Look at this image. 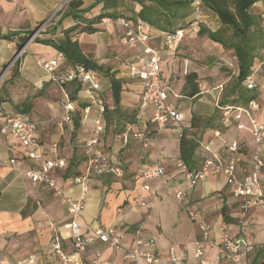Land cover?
<instances>
[{
  "label": "crops",
  "instance_id": "1",
  "mask_svg": "<svg viewBox=\"0 0 264 264\" xmlns=\"http://www.w3.org/2000/svg\"><path fill=\"white\" fill-rule=\"evenodd\" d=\"M78 1L81 2V6L77 9L81 12L79 14L80 22L70 15L68 4H64L58 11L63 0H0V72L15 57L17 39L25 36L28 32L42 27L35 40H54L62 37L63 32L69 28L76 26L78 32L98 16L105 14L103 11L105 0ZM128 1L130 3V0H118L119 6L116 10L123 13L124 17H127L131 11L137 13L140 10V7L135 3H133L135 7L131 10ZM255 7H261L264 18V2L257 3ZM91 25L98 32L78 34L76 38L84 53L90 54L97 64L110 68V56L117 51L115 46L120 43L123 31L118 26L107 28L99 23ZM12 33H17L18 37L5 39V36ZM188 37L195 36L188 35L185 38ZM158 41L159 39L156 40V42ZM156 42H153L152 45L155 46ZM182 43L183 41L173 53L165 50L160 51L161 78H164V86L169 90L166 103L182 114V124L168 123L164 130H157L155 126L151 125L149 126L150 144L147 147H143L139 141L132 139L126 147H122L121 141L107 138L106 124L104 123L105 130L102 134L100 147L110 156H119L123 175L122 177L104 175L101 178H96L89 173L87 159L86 161L81 159V154L84 153L81 146L92 136L96 113L84 112L80 130L72 138L70 137L71 126L64 124L61 119L65 113L64 105L69 100L66 90L72 83L67 84V87H59L49 82L48 75L38 62L41 59L48 61L56 58L57 52L40 43L28 44L20 58L16 72L8 78L9 88H3L4 92L1 96L4 97V100L1 101L0 107L11 114H23L27 119L38 123L36 137L40 146L44 147L43 159L53 157L52 146L54 144L57 146L56 155L64 160L65 166L52 170L50 175L56 179L62 194L55 193L44 184H32L25 177L24 169L16 170L3 165L1 161L6 158H21L24 150L9 138L1 139V258L14 262L34 254L36 255L35 264H61L57 255L52 251L51 245L54 238L58 237L62 251L66 255H70V232L64 227L73 221L72 216L68 213V200L76 202L80 197H83L85 206L75 222L79 225L83 235L91 236L93 231L99 227H113L117 233L125 235L132 247H135L137 239L153 240L154 247L147 250L162 258H167V251L173 248L181 258L191 259L194 243L200 236L197 225L188 216V212L192 210L201 212L203 222L213 229L214 236H219L221 230L231 238L238 236L237 219L240 199L233 196L232 189L226 184L225 179L221 176L208 177L198 183L194 189L188 190L184 177L179 174L176 168V162L180 158L182 128L196 130L195 127L190 126L193 116L196 118L211 117L214 108H216V100L218 98L220 100L222 93H219L216 88L206 96L201 94L200 89L196 97L188 98L183 95L182 89L185 81L182 75V61L188 59L181 56L178 51ZM123 56L125 57L124 62L111 68L110 73L114 74L115 78L124 80L120 95L121 111H127L128 107L133 104L134 117L142 88L141 84L137 80L131 79L127 73L126 64L131 62L133 51L124 50ZM188 61L189 73L197 74L192 62ZM62 66H66L65 61L62 62ZM259 73L262 72L259 70L257 74ZM233 75H235L234 71ZM96 80L100 89L93 96H105L106 103L111 105L109 79L97 74ZM258 80L264 81L263 73ZM222 85L218 84L216 87ZM86 93L82 89L78 91L76 96L79 102L89 104L81 98L88 94ZM52 96H57L58 101H52L55 99ZM260 99V102L264 101V92L261 90ZM24 103L31 104V109L26 114L21 112L24 109ZM4 104L9 108H6ZM218 124L215 129H205L202 134L204 140L196 141L198 147L194 151V159L197 165L192 170L199 169L204 160L212 154L219 155L222 161L227 160L226 146L232 141H237L240 160L237 164V173L241 178L243 170L251 167L249 160L243 155V150L252 149L249 133L247 130L238 131L235 124L223 126L221 118ZM215 131L220 133L217 138L214 137ZM211 132H213L212 135ZM188 138L194 140L191 135ZM211 142L213 143L211 152H206L204 148ZM261 151L264 158V144ZM203 152L204 155H202ZM72 158L80 163L77 168L80 175L63 178ZM155 163L165 168L164 178L143 183L140 178L141 170L145 166ZM75 177L83 178L82 185L72 182ZM144 186L147 187V190L144 189ZM174 190L185 191L186 197L177 203ZM141 198L146 204L145 207H141L137 203V200ZM119 208L123 209V215L117 214ZM224 209L225 214L234 220L233 223H224ZM165 220L169 222L166 223ZM262 220H264V209L261 207L251 208L244 229L253 237L255 247L248 259L243 260L248 264L252 263L250 260L253 261L257 258H259V264H263L262 261H264V227L260 225ZM184 223L190 226L188 230H183ZM97 252L100 253L101 260L111 264H129V262L122 261L121 253L112 251L97 240L86 247L80 259L69 256V262L90 264L96 259ZM214 252L215 249L206 248V258L212 264H214Z\"/></svg>",
  "mask_w": 264,
  "mask_h": 264
},
{
  "label": "built area",
  "instance_id": "2",
  "mask_svg": "<svg viewBox=\"0 0 264 264\" xmlns=\"http://www.w3.org/2000/svg\"><path fill=\"white\" fill-rule=\"evenodd\" d=\"M73 0H63L59 5L58 11L64 4ZM192 17L189 25L183 29H177L174 32H158L151 26L141 21H132L126 18L112 19L105 17L100 21L104 27L118 26L122 31L121 42L129 50L133 51L131 62L126 64L128 76L137 80L141 84L140 101L136 114L131 123L127 124L121 136L122 147H126L129 140L139 141L143 147L150 144L149 126L153 125L157 130H164L168 123L180 125L183 122V116L173 107L166 103L169 96V90L161 87V56L160 51L165 50L173 53L181 44L187 35L196 36L200 26L201 0H191ZM264 19V18H263ZM157 39H161V45L155 47L152 45ZM35 41V36L30 38L29 42L21 49L23 54L28 44ZM65 61L62 54L57 53L56 58L52 60H39L38 64L48 75L49 82L64 87L70 83H80L81 89L85 90L91 96V101L84 112L88 113L91 108L95 109L94 128L91 138L86 141L81 148L87 159L88 172L96 178L104 175L122 177L123 171L120 167L118 155L110 156L100 147L102 134L105 130L103 114L105 107L99 96H93L99 91L100 87L96 80L97 74L86 70L83 66L75 67L62 66ZM227 68H232V63L228 59H221ZM264 71V60L255 69L249 77L245 86L247 89H259L264 92V81L253 79L258 71ZM189 73V61H182V75ZM264 74V73H263ZM201 94L208 93L198 85ZM219 93L222 92V86L217 87ZM219 96V95H218ZM216 108L220 110L221 124L229 126L235 124L238 131L247 130L252 142L251 158L249 160L251 167L243 170V177L237 173V164L239 160V145L237 141H232L226 146L227 160L222 161L219 155L212 154L206 158L201 167L196 170L189 169L188 166L179 158L176 162V168L184 177L188 190L194 189L198 183L206 180L208 177H223L226 184L231 187L235 198L240 199L239 216L237 227L239 234L231 238L227 233L221 230L219 236L213 235V229L202 220L201 212L192 210L188 212L189 218L197 225L199 239L194 243V249L191 259H183L176 251L171 248L167 251V258H162L147 249L154 247L153 240L137 239L135 247L128 242L124 234L117 233L113 227L97 228L91 236H85L81 232L79 225L75 222L84 209L85 203L83 197L76 202L68 200V213L73 221L64 227L70 232L71 256L74 259H80L85 252L86 247L97 240L108 246L112 251L122 254V261L129 264H212L206 258V248L215 249L214 264H248L247 260L253 252L255 242L253 237L245 229V223L251 208L261 207L264 209V158L261 151L264 144V101H251L246 106H219V98L216 100ZM74 110L73 105L68 102L64 105V116L62 122L70 123V113ZM38 123L33 122L23 114H11L0 107V141L9 138L13 140L20 148L24 150L21 158L9 157L2 160V164L16 170L24 169L25 177L34 185L44 184L57 194H62L57 181L50 175V172L56 168L65 166L63 159L57 157V146H52L53 157L43 159L39 152V142L36 137ZM219 131L214 132V137H219ZM213 143L205 146L206 152H211ZM28 164V165H26ZM26 166V168H24ZM165 176V168L160 164H150L145 166L140 172V178L143 183L152 180L162 179ZM72 182L82 185L83 178L75 177ZM147 190V187L144 186ZM174 197L182 201L186 197V192L174 190ZM138 205L145 207L146 204L142 198L137 200ZM117 214L123 215V209H117ZM52 251L57 255L61 264H72L69 262V256L61 248L58 237L54 238L51 245ZM36 255H29L27 258L9 261L0 257V264H35ZM90 264H111L108 261L100 259V253H96V259Z\"/></svg>",
  "mask_w": 264,
  "mask_h": 264
},
{
  "label": "trees",
  "instance_id": "3",
  "mask_svg": "<svg viewBox=\"0 0 264 264\" xmlns=\"http://www.w3.org/2000/svg\"><path fill=\"white\" fill-rule=\"evenodd\" d=\"M132 3L137 4L140 10L135 13L131 11V16L124 17L123 13L118 12V0H105L103 11L95 20L91 21L85 27L77 32V27L74 26L64 31L62 37L49 40H35L34 42L40 43L51 47L57 53L63 55L66 66L75 67L78 65L83 66L86 70H90L95 74L101 75L109 79L110 93H111V106L112 115L114 117V128L117 129L115 136L121 138L124 126L131 123L134 117L124 119V113L120 107V95L124 80L115 78V75L110 73V68H105L97 64L90 54L83 52L80 43L77 40L78 34H94L98 32L91 24L100 23L105 17L112 19L126 18L132 21H141L148 24L158 32H174L177 29L186 28L190 21L187 19L192 17L191 0H131ZM264 0H201V14L205 16V11L214 15L220 26L217 30L212 31L202 24L199 26L197 35L199 37H206L210 42L221 46L225 50L232 51V67L235 75H233V84L231 86L229 96H221L219 106H246L251 101L260 102L259 89H247L244 85L246 80L252 76L255 69L264 60V19L263 14H255V5ZM81 2L73 0L68 3L70 15L80 22L78 7ZM111 11V12H109ZM35 30L28 32L25 36L17 39L16 51L19 52L29 42L30 38L34 35ZM11 37H18L17 33H12L5 36V39ZM184 86L182 93L185 97L193 98L199 94L198 88V75L195 72H190L184 76ZM64 87H67L65 85ZM81 90L80 83H72L67 87L66 93L70 103L73 105L74 110L70 113V137L80 130L81 118L85 109L89 104L78 101L77 93ZM1 103V100H0ZM24 109L21 111L26 114L31 109V104L24 103ZM219 120L221 117L218 108ZM107 109L103 114V121L109 125L107 121ZM123 120V121H122ZM197 118L192 117L190 126L196 127ZM108 122V123H107ZM123 122V124H122ZM106 126V131L108 128ZM212 123V118L206 122V128L215 129L218 127ZM198 143L192 138H188L182 134L180 138V158L188 166L189 169L196 167L197 162L194 159V151L197 149ZM243 155L248 160L251 158V149L243 150ZM86 161V156L83 157ZM80 163L72 158L65 170L63 178L70 176H79L80 172L77 171ZM224 223L230 224L234 220L225 214L223 210ZM264 256V254H263ZM262 256V257H263ZM261 259V258H260ZM251 264H259V258L252 261Z\"/></svg>",
  "mask_w": 264,
  "mask_h": 264
},
{
  "label": "rangeland",
  "instance_id": "4",
  "mask_svg": "<svg viewBox=\"0 0 264 264\" xmlns=\"http://www.w3.org/2000/svg\"><path fill=\"white\" fill-rule=\"evenodd\" d=\"M128 4H129V6H131V10H132V8L135 7L134 4L131 2V0H130V3L128 1ZM254 13L257 15H259L261 13L263 14L261 7H255ZM129 16H131V13L128 14V17ZM187 21H191V18L187 19ZM200 21H201L200 23L203 26H205L206 28H209L212 31L217 30L218 27L220 26L218 19L214 15H212L206 11H205V16L202 15V18L200 19ZM41 29H42V27L35 30V33L33 36L36 37L37 33H39L41 31ZM160 45H161V39H159V41L155 43V47H159ZM115 48L117 51H115L113 53V55L110 56V62H109L110 69L117 66L118 63L120 64V63L124 62L123 60L125 57L123 56V53H124V50L128 49L125 45L122 44L121 41L118 45L115 46ZM178 51L180 52L181 56L187 58L188 60H190L192 62L193 68H195L197 75H198V82L197 83H198V85H200L202 87L203 90L207 91L208 93H212L217 88L216 85L223 84L222 85L223 91H222L220 97L221 96H229V92H230L231 86L233 84V76H232L233 67L227 68L226 65L221 61V59L224 58V59H229V61H231L230 59H232V54H233L232 51L225 50V49L219 47L217 44L210 42L208 39H206V37H199L198 35H196L195 37H192V38H190V37L185 38L183 40L182 46L179 48ZM21 57H22L21 51H19V52L16 51V54H15V57L13 58V60L6 67H4L2 69V71L0 72V100L1 101L4 100V97L1 96L4 92L3 88L4 87L9 88L8 87L9 86L8 85V78L16 72ZM261 72L264 73V71H261ZM262 73L255 74L253 76V79H256V78L259 79ZM163 79L164 78L161 79L162 80V88H165V86H164L165 82ZM208 93H205V96ZM91 96L92 95L87 94L86 96H83L81 98L84 102H88L90 104V101L92 99ZM52 98H55L52 101H55V102L58 101L57 96H52ZM100 98L103 101L105 109H107V111H108L106 119H107V121L109 119V121H108L109 125L107 124L108 128H107V132H106L107 135L106 136H107V138H113V139H117V140L121 141V138L115 136L117 129L114 128V117L111 113L112 112V106L110 104L106 103V97L105 96H100ZM4 105L6 108H9L8 105H6V104H4ZM90 112L95 113V109H93V108L90 109ZM123 113L125 115L124 119L132 118L134 115L133 104L128 107L127 111H123ZM209 118H212V123L214 125H217V123L219 121V114L217 113L216 108H214V113ZM209 118H197V121L195 124L196 130L190 129V128H188V129L182 128L181 133H183L187 136L191 135L195 141H198L200 139L204 140V136L202 137V134L205 131V129H207L206 128V122ZM122 124H123V122H122ZM125 127L126 126H124L123 130H125ZM212 134H213V132H211V135ZM211 137H213V136H211ZM129 142H130V140H129ZM43 150H44V147L39 146V152L41 154L43 153ZM202 155H204V152L202 153ZM81 156H82L81 159H83L85 154L83 153V154H81ZM175 201L177 203L180 202L176 199H175ZM165 221H166V223L169 222L168 220H165ZM260 225L264 227V220L260 221ZM188 228H190V226L188 224L184 223L183 230H185V229L188 230ZM170 233H172V232H170ZM251 262L252 261L250 260V263ZM262 263L264 264V261H262Z\"/></svg>",
  "mask_w": 264,
  "mask_h": 264
}]
</instances>
